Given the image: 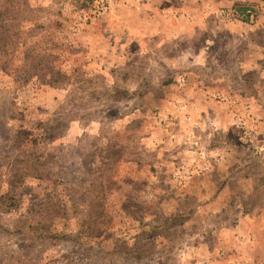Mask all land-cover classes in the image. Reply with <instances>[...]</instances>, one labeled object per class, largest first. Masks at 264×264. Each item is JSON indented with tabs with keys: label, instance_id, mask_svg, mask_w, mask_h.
Returning <instances> with one entry per match:
<instances>
[{
	"label": "rangeland",
	"instance_id": "1",
	"mask_svg": "<svg viewBox=\"0 0 264 264\" xmlns=\"http://www.w3.org/2000/svg\"><path fill=\"white\" fill-rule=\"evenodd\" d=\"M146 14L131 0H0V264H264V119L251 118L246 140L229 126L214 133L205 118L181 120L177 101L165 106L187 80L161 84L178 70L149 68L154 54L131 41ZM227 40L208 42L235 71ZM162 50L156 56L173 55ZM199 121L196 162L209 170L195 175H216L203 189L173 176L178 162H196L171 134ZM167 146L179 155L155 164ZM250 157L236 168L250 173L238 188L255 240L223 253L215 226L237 223L239 212L210 211L212 199L208 211L195 207L223 187L219 173Z\"/></svg>",
	"mask_w": 264,
	"mask_h": 264
},
{
	"label": "crops",
	"instance_id": "2",
	"mask_svg": "<svg viewBox=\"0 0 264 264\" xmlns=\"http://www.w3.org/2000/svg\"><path fill=\"white\" fill-rule=\"evenodd\" d=\"M140 10L144 4L147 6L146 25L145 27L132 28L131 41L139 43L142 52L150 51L155 56L149 68L165 67L177 69L178 72L173 80H165L163 85L177 87L187 85L176 96L167 97L165 100L177 101L181 106L177 109L180 111L181 120L185 115L191 118L198 117L212 124L214 133L216 128L228 126L234 132H240L234 127V119L243 116L250 123L252 120L264 119V0H131ZM248 3L263 4L262 15L255 23H247L231 18H223L219 14L222 7H232ZM145 22V20H142ZM207 33L211 40L205 39ZM125 35L127 33L124 32ZM228 36L224 41L223 48L226 50V59L232 57V63L235 65L233 71L224 58L220 57L218 49L212 52V43ZM136 39V41H133ZM147 39V47L144 48V40ZM184 41L183 47H175L174 44ZM138 41V42H137ZM170 46L173 51L171 57H159L164 46ZM146 49V50H145ZM223 60V61H222ZM208 71V72H207ZM210 71V72H209ZM182 75H186L182 76ZM184 78L185 82L181 83L180 79ZM155 83V81H154ZM236 85L243 86L245 92H241ZM254 86V93H251L249 86ZM177 89V88H176ZM172 94V93H171ZM178 94V95H177ZM170 99V100H169ZM173 99V100H172ZM162 115L173 113L175 108H165ZM255 118V119H253ZM199 123L197 130L203 129V123ZM182 125L181 127H183ZM186 128V127H184ZM221 129V128H220ZM182 130V129H181ZM191 128L188 127L190 132ZM211 133V132H210ZM241 133V132H240ZM212 135V134H211ZM245 138V137H244ZM209 139V135H208ZM172 142V140H170ZM155 147V146H153ZM168 152L162 159H154L155 164H160L166 160L177 157L179 153L171 146H167ZM247 158V157H246ZM252 158L238 159L233 161L232 167H228L226 173H219L218 180H225L221 189H214L210 197L203 204L198 203L195 211H205L207 205L212 199V204L216 205L210 211L219 212H239L238 222L230 226L225 224L216 225L215 229L219 237H222V252H227L228 242H238L252 244L255 240L256 223L252 217V212L243 213L241 208L245 203L241 196L246 193L239 191L240 181L246 180L250 175L248 172L237 171L236 166L239 161L243 166H248ZM237 164V165H236ZM190 165V163H188ZM225 165L224 160L217 162L218 168ZM188 180L198 188H205L208 181H215V176L211 173L204 172L195 175ZM248 173V174H247ZM179 184H181L178 181ZM233 191L229 190L230 186ZM182 186V184H181ZM248 190V188H246ZM195 193V192H194ZM241 194V196H240ZM211 196H215L214 199ZM242 196V197H243ZM247 207V206H246ZM248 208V207H247ZM181 209V208H180ZM235 217V216H234ZM213 230L212 228H209ZM215 232V231H214ZM230 240V241H229ZM203 253L201 256H209ZM251 256V254H246Z\"/></svg>",
	"mask_w": 264,
	"mask_h": 264
},
{
	"label": "built area",
	"instance_id": "3",
	"mask_svg": "<svg viewBox=\"0 0 264 264\" xmlns=\"http://www.w3.org/2000/svg\"><path fill=\"white\" fill-rule=\"evenodd\" d=\"M106 2L103 1L100 3L99 9L106 10ZM263 4L261 3H248L243 5H236L232 7H222L219 10L220 16L223 18H231L239 21H244L247 23H255L262 15ZM181 83L185 82L184 78L180 79ZM169 105L174 106L173 101H168ZM234 127L237 128L241 134L245 137L246 140L251 138L252 130L249 126V122L247 118L240 116L234 119ZM194 125V126H193ZM191 130L186 131L185 134H181L179 132L173 131L171 137L181 138V142L188 146V150L194 154V162L201 159L199 157L204 155L205 145L201 141L200 135H197L193 129H198V124H192L190 126ZM186 130V128H184ZM209 139H211V135L209 134ZM177 140V139H176ZM202 164V163H201ZM201 164L196 162V165H188V162L183 160L177 163V167L173 172V176L180 183H186L192 177L194 172L201 171L203 172L209 170V165L206 164L202 166Z\"/></svg>",
	"mask_w": 264,
	"mask_h": 264
}]
</instances>
